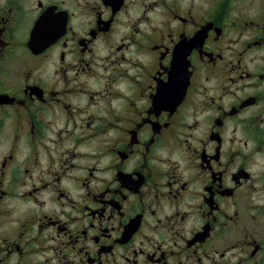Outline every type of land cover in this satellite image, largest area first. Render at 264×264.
Masks as SVG:
<instances>
[{"label":"flooded vegetation","instance_id":"obj_1","mask_svg":"<svg viewBox=\"0 0 264 264\" xmlns=\"http://www.w3.org/2000/svg\"><path fill=\"white\" fill-rule=\"evenodd\" d=\"M0 264H264V0H0Z\"/></svg>","mask_w":264,"mask_h":264}]
</instances>
